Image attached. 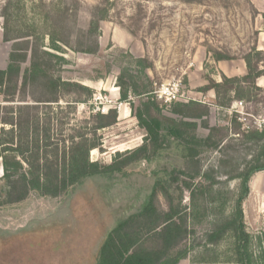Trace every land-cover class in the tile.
<instances>
[{"label": "rangeland", "instance_id": "1", "mask_svg": "<svg viewBox=\"0 0 264 264\" xmlns=\"http://www.w3.org/2000/svg\"><path fill=\"white\" fill-rule=\"evenodd\" d=\"M102 1L0 0V69H5L14 41L29 40L62 60H52V65L63 81L92 90L86 103L75 92H60L58 103L48 104L52 105L49 110L46 103L35 102L47 95L35 84L16 96L12 105H37L40 113L49 111L54 132L62 123L64 137L72 133L71 128L81 127L78 130L93 138L89 132L96 123L94 116L115 110L116 123L96 133L100 148L88 154L89 162L101 165L110 164L117 154L135 150L145 136L127 104L120 102L117 87L123 69L138 72L134 60L143 59L150 66L145 74L152 83V94L178 85V100L171 103L153 95L162 115L181 119L178 103L196 101L206 106L208 124L222 127L227 139L219 152L201 157V164L203 170H211L212 192L226 205L223 215L214 205L196 227L191 243L197 250L204 231L228 213L238 186L228 175L258 152L255 144L241 142V132L264 125V102L234 100L224 109L217 106L213 90H200L210 80L220 82L221 76L242 77L246 73L243 58L252 50L263 52L259 67L264 69V0H109L102 4L109 16L100 23L98 34L84 37L90 11ZM48 35L56 40L59 52L50 49ZM85 50L93 53H83ZM214 53L225 60L214 61ZM28 61L22 69L28 67ZM256 85L264 90V77ZM259 94L257 100L264 101V92ZM129 99L138 104L131 96ZM0 104L8 105L1 98ZM66 105H72L73 111ZM237 125L240 131H234ZM188 165L167 149L152 159L137 160L119 173L87 178L58 197L30 192L17 204L0 206V264H96L107 232L141 208L165 172L187 171ZM198 196L204 205L213 197ZM183 202L189 203L186 192ZM158 204L165 208L161 195ZM242 211L245 231L255 238L252 251L257 259L264 255V170L250 177ZM211 250L227 256L226 246Z\"/></svg>", "mask_w": 264, "mask_h": 264}, {"label": "trees", "instance_id": "2", "mask_svg": "<svg viewBox=\"0 0 264 264\" xmlns=\"http://www.w3.org/2000/svg\"><path fill=\"white\" fill-rule=\"evenodd\" d=\"M108 1L92 8L84 37L98 34L100 23L109 16V10L103 6ZM48 37L50 49L59 52L56 40ZM83 53L93 52L85 50ZM262 53L252 50L243 58L246 73L242 77L221 76L220 82L210 80L209 85L200 91L213 90L217 106L224 109L234 100L252 99L255 104L264 102L257 100L258 94L264 90L256 85V80L264 77V69L259 67ZM225 58L214 53L216 62ZM52 60L62 61L29 40L14 41L8 63L5 69H0L1 103L8 104H0V206L17 204L30 192L55 198L87 178L119 173L137 160H149L171 149L188 161V170L173 169L155 181L141 208L107 232L96 264H179L189 256L190 264H264V255L257 259L254 256L255 238L245 231L242 211L250 177L264 170V125L260 129L241 132V142L255 144L258 152L242 168H235L232 175H228L229 179L238 181L236 193L228 204V213L204 231L195 250L191 241L195 239L196 227L205 221L207 211H212L214 205L221 213L225 210L226 201L212 192L215 182L211 170H203L201 164V157L219 152L224 146L227 139L224 129L211 127L207 121L208 108L196 101L175 105L182 114L179 120L162 115L153 99L152 83L145 74V69L150 66L145 60L136 59L134 63L138 72L123 69L117 78V87L120 102L127 104L139 128L145 132L143 142L131 152L117 154L108 165L89 162V152L101 145L95 135L116 123L115 110L94 116L96 123L89 132L93 138L82 133L81 127L71 128L72 133L64 137L62 123L54 132L49 111L40 113L37 105H12L16 96L35 84L41 85L47 94L42 100L35 101L46 103L45 109H51L52 105L48 104L58 103L63 91L83 96L82 103L91 99L92 90L57 76ZM27 61L28 67L22 69ZM130 96L138 100L137 105L129 99ZM66 106L73 111L72 105ZM234 131H240V126L237 125ZM185 192L189 195L187 206L183 202ZM208 194L213 195L205 203L209 208L198 200V195L205 197ZM158 195L164 199L165 208L159 207ZM224 246L227 247V256L222 251L215 254L211 250Z\"/></svg>", "mask_w": 264, "mask_h": 264}, {"label": "built area", "instance_id": "3", "mask_svg": "<svg viewBox=\"0 0 264 264\" xmlns=\"http://www.w3.org/2000/svg\"><path fill=\"white\" fill-rule=\"evenodd\" d=\"M153 95L161 102L171 103L173 100H178V85H174L172 88L162 87L154 91Z\"/></svg>", "mask_w": 264, "mask_h": 264}, {"label": "crops", "instance_id": "4", "mask_svg": "<svg viewBox=\"0 0 264 264\" xmlns=\"http://www.w3.org/2000/svg\"><path fill=\"white\" fill-rule=\"evenodd\" d=\"M179 264H190V259L189 258H186V259L180 261Z\"/></svg>", "mask_w": 264, "mask_h": 264}, {"label": "bare ground", "instance_id": "5", "mask_svg": "<svg viewBox=\"0 0 264 264\" xmlns=\"http://www.w3.org/2000/svg\"><path fill=\"white\" fill-rule=\"evenodd\" d=\"M121 117H123V112H121Z\"/></svg>", "mask_w": 264, "mask_h": 264}]
</instances>
